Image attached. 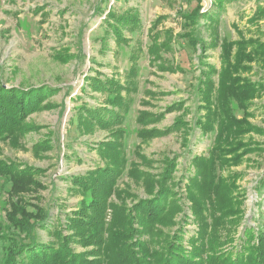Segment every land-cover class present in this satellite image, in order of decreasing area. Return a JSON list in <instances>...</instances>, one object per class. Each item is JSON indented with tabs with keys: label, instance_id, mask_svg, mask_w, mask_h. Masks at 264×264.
<instances>
[{
	"label": "trees",
	"instance_id": "16d2710c",
	"mask_svg": "<svg viewBox=\"0 0 264 264\" xmlns=\"http://www.w3.org/2000/svg\"><path fill=\"white\" fill-rule=\"evenodd\" d=\"M238 1L216 0L213 13H201L198 4L183 15L189 31L162 43L155 31L157 22L148 30L150 42L143 43L142 20L136 8L109 10L101 26L105 32L101 51L113 52L116 61L120 58L126 64L125 71L123 76L97 71L96 76L85 77L82 96L71 99L81 103L69 119L73 122L76 118L84 133L97 129L107 132L108 141L96 145L99 162L94 170L61 178L69 185V192L79 197L75 211L62 220L53 217L49 209L27 201L31 194L41 200L37 194L45 186L37 176L42 170L0 159V176L10 184V211L5 221L0 219V264H264V232L245 224V193L238 184L241 174L233 171L248 155L263 151L250 135L264 133L251 121L254 101L264 96V82L251 77L254 64L264 67V42L259 39L264 37V0H254L256 8L250 19L261 37L221 39V17ZM200 18L205 23L201 24ZM202 25L208 29L209 43L202 36ZM174 39H185L196 52L201 49L195 118L191 122L177 118L163 129L151 126L182 110L183 102L158 113L139 111L134 120L137 127L131 133L126 125L131 122V95L138 90L140 63L148 57L163 71H182L178 66H166L162 56L173 51ZM209 46L220 48L219 68L205 62ZM53 57L68 61L64 58L67 52ZM55 92L49 86L0 84V142L20 147L21 139L39 131L28 119L52 109L55 105L49 100ZM96 94L105 96L104 105L85 102L84 96L89 95L98 100ZM174 132L180 134L185 153L192 156L180 180L174 178L179 156L164 161L158 174L141 170L137 161L151 166V160L142 154V145ZM204 140L209 141L206 152L194 154L192 145ZM49 141L35 146L48 150L52 147ZM72 151L64 155L65 160L78 157V152ZM126 173L143 188L144 198L118 190ZM185 181L189 212L180 190ZM263 189L264 178L257 187ZM131 198H135L132 205L127 203ZM189 226L195 229L189 230ZM77 246L84 251L77 252Z\"/></svg>",
	"mask_w": 264,
	"mask_h": 264
},
{
	"label": "rangeland",
	"instance_id": "374dc122",
	"mask_svg": "<svg viewBox=\"0 0 264 264\" xmlns=\"http://www.w3.org/2000/svg\"><path fill=\"white\" fill-rule=\"evenodd\" d=\"M198 4L202 6L201 13L215 12L216 0H0V84L23 88L49 86L56 90L49 100L55 106L28 119L29 123L40 128L39 131L21 139L20 147L0 142V159L43 171L37 176L45 186L37 194L41 200H36L31 194L27 196L30 204H39L49 209L53 217L60 216L64 220L66 214L75 211L79 197L69 192V185L61 178L94 170L99 162L96 145L108 141L106 131L97 129L93 133H84L78 129L76 118L73 122H69V119L81 103H74L71 99L82 96L85 77L96 76L97 71L109 76L118 72L123 76L125 71L126 64L121 63L120 58L116 61L113 52L106 54L101 51L105 36L101 26L109 10L112 8L122 12L136 8L142 20L143 43L150 42L148 30L156 22L158 27L155 31L160 33L159 42L162 43L189 31L183 15L193 11ZM255 8L254 0H239L229 7L221 17L218 28L220 38L237 41L241 37H261L259 29L250 24ZM199 21L205 23L201 18ZM262 26L264 29V23ZM202 27V36L209 43L211 37L208 29L204 28L205 25ZM259 39L264 42V37ZM109 42L115 48L113 39H109ZM171 47L173 51L162 54L164 63L166 66H178L182 71H163L153 66L148 57H143L140 63L138 90L131 95V122L126 125L131 128V133L137 127L134 120L139 111L158 113L172 104L183 102L182 110L167 114L161 124L151 126L163 129L172 125L177 118L187 122L195 118L201 49L199 47L196 52L185 39H174ZM66 52L68 57L64 58L68 59L67 62L53 57L56 53ZM219 56L220 48L209 46L204 54L205 62L219 68ZM251 77L254 81L264 82V67L254 64ZM96 96L98 100L90 95L84 96V100L93 106L104 105L105 96ZM251 110L254 114L252 123L264 131V96L254 101ZM250 137L263 151L248 155L247 161L233 168V171L241 174L238 184L245 193V224L264 232V189L257 190L264 178V133H254ZM42 140H50L52 147L48 150L37 148L39 145L35 144ZM71 146L74 148L71 149ZM208 146L209 141L204 140L195 147L192 145V149L194 154L201 155ZM72 150L78 152V157L65 160L64 155L72 154ZM128 154L131 156L132 152ZM142 154L151 160V166H143L141 161H137L141 170L155 174L162 171L164 161L179 156L175 181L180 180L189 164L188 160L192 158L185 153L178 132L142 145ZM79 158H82V163ZM117 187L125 194L145 197L143 188L127 173ZM9 189V182L0 176V219L3 221L10 211ZM180 190L189 212L191 204L187 199L186 181L181 184ZM133 199H128L127 203L131 204ZM112 200L116 201L115 197ZM188 229L193 231L195 227L189 226ZM1 249L0 246V260L3 254ZM76 249L79 253L84 251L79 246Z\"/></svg>",
	"mask_w": 264,
	"mask_h": 264
}]
</instances>
